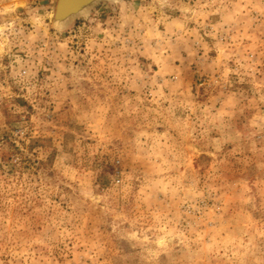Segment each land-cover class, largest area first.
Listing matches in <instances>:
<instances>
[{
    "label": "rangeland",
    "instance_id": "374dc122",
    "mask_svg": "<svg viewBox=\"0 0 264 264\" xmlns=\"http://www.w3.org/2000/svg\"><path fill=\"white\" fill-rule=\"evenodd\" d=\"M0 0V264H264V0Z\"/></svg>",
    "mask_w": 264,
    "mask_h": 264
},
{
    "label": "water",
    "instance_id": "95a60500",
    "mask_svg": "<svg viewBox=\"0 0 264 264\" xmlns=\"http://www.w3.org/2000/svg\"><path fill=\"white\" fill-rule=\"evenodd\" d=\"M99 0H57L54 22L84 14Z\"/></svg>",
    "mask_w": 264,
    "mask_h": 264
},
{
    "label": "bare ground",
    "instance_id": "6f19581e",
    "mask_svg": "<svg viewBox=\"0 0 264 264\" xmlns=\"http://www.w3.org/2000/svg\"><path fill=\"white\" fill-rule=\"evenodd\" d=\"M72 18H74V17H72ZM72 18H68V19H64V20L58 19L55 23L59 24V25H66Z\"/></svg>",
    "mask_w": 264,
    "mask_h": 264
}]
</instances>
